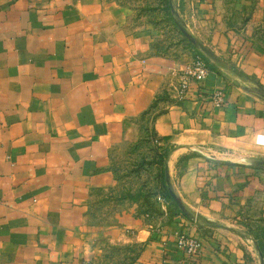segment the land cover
I'll return each mask as SVG.
<instances>
[{
  "label": "crops",
  "instance_id": "0c3cea01",
  "mask_svg": "<svg viewBox=\"0 0 264 264\" xmlns=\"http://www.w3.org/2000/svg\"><path fill=\"white\" fill-rule=\"evenodd\" d=\"M175 6L227 65L205 56L184 99L172 72L196 48L117 0H0V264H105L117 245L132 264H262L264 0ZM143 130L177 147L169 177L188 214L161 192L152 213L121 199L114 156ZM179 232L200 238L194 262Z\"/></svg>",
  "mask_w": 264,
  "mask_h": 264
},
{
  "label": "rangeland",
  "instance_id": "374dc122",
  "mask_svg": "<svg viewBox=\"0 0 264 264\" xmlns=\"http://www.w3.org/2000/svg\"><path fill=\"white\" fill-rule=\"evenodd\" d=\"M117 1L129 8L143 24L162 26L163 35L168 41L174 42L180 39L176 28L173 26L170 28V23L166 20L167 8L164 0ZM170 3L171 0H169ZM167 153L168 151H164L163 146L158 144L150 130H143L138 132L137 137L114 156V170L119 175L118 187L124 195L122 200L137 203L140 207L141 201L135 200L133 195L142 193L147 199L153 201L157 192L165 189L163 180ZM107 251L108 253H105L103 257L105 264H132L136 256L132 246L128 245L111 246Z\"/></svg>",
  "mask_w": 264,
  "mask_h": 264
},
{
  "label": "built area",
  "instance_id": "2783aa9c",
  "mask_svg": "<svg viewBox=\"0 0 264 264\" xmlns=\"http://www.w3.org/2000/svg\"><path fill=\"white\" fill-rule=\"evenodd\" d=\"M179 75V84L177 87V96L184 99L190 90L192 82H203L207 79L210 70L206 60L199 54L195 55L191 62L183 69L174 70L172 73ZM225 94L222 89H216L212 94V100L220 105L224 102ZM176 245L181 249L190 262H194L202 253L203 245L200 238L191 236L186 232L177 233Z\"/></svg>",
  "mask_w": 264,
  "mask_h": 264
},
{
  "label": "water",
  "instance_id": "95a60500",
  "mask_svg": "<svg viewBox=\"0 0 264 264\" xmlns=\"http://www.w3.org/2000/svg\"><path fill=\"white\" fill-rule=\"evenodd\" d=\"M170 6H171V11H172V14L174 16L175 22H176L178 28L180 29V31L184 34V36L187 37V39L198 50H200L205 56H207L215 64H217L220 67L227 68V65L223 62V60H221L208 46H206L204 43L199 41L196 37H194L190 33V31L186 27L185 21L183 20L178 9L175 6V0H171ZM176 148L170 150L166 154V157H165L166 183H167V188L169 190L171 197L174 199V201L177 203V205L184 211V213L188 214V211L186 210L185 206L183 205L181 200L178 198V196L174 192V189H173L170 177H169V160H170L172 153L174 152V150ZM216 161H222V160H216ZM253 163L257 164V165H264V159L254 160ZM196 217H197V219L199 218V216H196ZM262 262H263V259H262Z\"/></svg>",
  "mask_w": 264,
  "mask_h": 264
},
{
  "label": "trees",
  "instance_id": "16d2710c",
  "mask_svg": "<svg viewBox=\"0 0 264 264\" xmlns=\"http://www.w3.org/2000/svg\"><path fill=\"white\" fill-rule=\"evenodd\" d=\"M166 3H165V6L167 8L166 10V20L170 23L169 27L171 28V26H173L174 28H176V30L178 31V34L180 35L182 41L184 42L185 45L187 46H190V47H193V48H196L188 39L187 37L184 36V34L180 31V29L178 28L176 22H175V19H174V16L172 14V11H171V6L169 4V0H164ZM201 55L207 62L208 66H209V60L205 57V55L199 51L197 48L195 50V55ZM153 136L156 138L155 134H153ZM164 151L166 152L167 149H164ZM164 161V160H163ZM164 185H165V189L163 190H160L159 192H161L163 194V196L170 201L171 205H173V208L179 212V213H184V211L177 205V203L174 201V199L171 197L170 193H169V190L167 188V183H166V169L164 171ZM158 193V192H157ZM133 198L135 200H137L138 202H140V205L144 208V211L145 212H154V209H156V206L154 204L153 201H150L149 199H147L146 195L145 194H142V193H139L137 195H133ZM255 238L257 239V242H258V245H259V248H260V251H261V256H262V259H263V262L262 264H264V229L260 230L258 233L255 234Z\"/></svg>",
  "mask_w": 264,
  "mask_h": 264
}]
</instances>
